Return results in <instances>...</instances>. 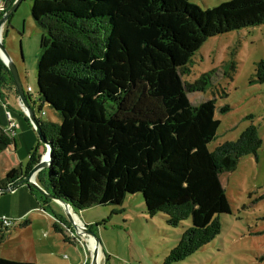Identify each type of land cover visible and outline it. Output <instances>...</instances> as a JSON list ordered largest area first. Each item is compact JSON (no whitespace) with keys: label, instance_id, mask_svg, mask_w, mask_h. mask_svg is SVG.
<instances>
[{"label":"trees","instance_id":"1","mask_svg":"<svg viewBox=\"0 0 264 264\" xmlns=\"http://www.w3.org/2000/svg\"><path fill=\"white\" fill-rule=\"evenodd\" d=\"M31 16L43 30L38 112L47 106L57 114L54 121L38 120L52 148L38 183L74 211L118 206L141 194L150 217L164 214L171 227L190 220L162 264L209 244L221 231L218 216L231 213L220 175L256 156L262 141L250 124L236 141L209 151L220 124L215 100L193 105L188 94L205 91L210 78L188 84L183 76L209 38L263 24L264 0H230L205 11L187 0H32ZM4 76L13 87L0 61V85ZM251 83H264V59ZM14 144L0 131V154ZM40 146L24 169L0 177V195L39 162ZM28 187L53 216V230L72 242L64 217ZM0 264L33 263L0 258Z\"/></svg>","mask_w":264,"mask_h":264},{"label":"rangeland","instance_id":"2","mask_svg":"<svg viewBox=\"0 0 264 264\" xmlns=\"http://www.w3.org/2000/svg\"><path fill=\"white\" fill-rule=\"evenodd\" d=\"M11 1L0 0L4 7ZM187 1L205 11L230 0ZM31 6L32 0H21L1 36L4 48L17 69L24 93L31 99L29 105L35 104L36 119L47 121L46 113L50 116L54 113L47 106L39 112L40 119L36 116L39 107L36 66L43 30L34 22ZM261 59H264V23L209 38L191 58L189 71L183 76L188 84H193L203 74L210 78L205 91L188 94L193 105L215 100V119L220 124L215 140L208 145L209 151L227 141H236L250 124L257 128L262 145L256 156L241 158L235 170L220 175L231 213L218 216L221 224L219 235L201 250L175 264H264V83H251L255 65ZM27 87L32 89L31 93L26 92ZM10 88L15 94L14 83ZM8 105L14 110L15 118L31 131L36 141L37 133L22 103L0 101L4 113ZM224 106L229 107V111L220 113L219 109ZM15 141L20 154L23 148L25 150V142L16 138ZM40 149L42 158L46 145L42 143L39 152ZM26 156L29 158L27 151ZM50 208L62 214L74 231L62 207L50 202ZM37 213L46 221H40L41 226L48 227L41 233L43 239L55 235L50 213L42 209H37ZM75 213L85 225L90 226L91 233L100 241L107 255L104 260L101 257L103 264H162L176 246L180 234L191 225V221L186 220L179 227H171L161 213L150 217L141 194L127 195L118 206H92ZM36 223L37 228L39 224ZM76 247L84 254V263L90 260L85 248L91 255V246L84 238ZM63 257L67 259L66 253L62 254Z\"/></svg>","mask_w":264,"mask_h":264},{"label":"crops","instance_id":"3","mask_svg":"<svg viewBox=\"0 0 264 264\" xmlns=\"http://www.w3.org/2000/svg\"><path fill=\"white\" fill-rule=\"evenodd\" d=\"M6 24L7 22L2 27L3 32L6 29ZM3 81V84L0 86V101L3 103L1 99V95H3L7 103L13 101L15 104H18L17 95L12 92L13 90L10 88L8 77L4 76ZM31 108L33 110L35 109L34 103H31ZM8 110L12 113L15 122L18 124V128L14 131L13 137L17 140H24L25 150L23 148L22 152L19 154L15 141L13 146L1 152V179H4L5 174L11 169H24L27 161H29V158L26 156V151L29 157L30 152L39 142V139L34 141L31 131L15 118L14 110L9 105ZM4 112L5 110L3 111L0 107V131L6 133L8 124ZM36 113L38 114L36 116L40 119L41 116L38 110ZM46 115H48V120L54 121L57 119L56 113H53L51 116L48 113H46ZM40 151L42 154V149H40ZM40 206L41 202L31 193L27 184L19 186L12 192L0 195V217L5 216L15 220V224L8 230L0 228V258L33 264H89L90 260L84 263V254L76 247L82 239L76 235L71 236L73 230H71L69 234L73 238L72 242H66L61 234L53 230V227L52 230L55 235L43 239L44 237L41 236V233L42 231H47L48 227H44V224L41 226L40 221H45V219L43 216L40 217L41 215L37 213V209L40 210ZM52 211L57 213L54 209H52ZM78 218L79 216L77 219ZM36 222L39 224L37 228ZM47 222L49 225L48 220ZM64 253H66L67 259H64V257L62 258V254ZM85 254L87 257L90 256L86 248ZM103 256V258H106L107 255L104 253Z\"/></svg>","mask_w":264,"mask_h":264},{"label":"water","instance_id":"4","mask_svg":"<svg viewBox=\"0 0 264 264\" xmlns=\"http://www.w3.org/2000/svg\"><path fill=\"white\" fill-rule=\"evenodd\" d=\"M20 1L21 0H15L13 2L12 6L0 17V60L2 61V64L7 68L10 76L12 77V80H13L17 95L19 97V100L23 105L25 114H26L30 124H32L35 132L37 133L39 141L41 143H43L44 145H46L47 158H44V156H43L39 160V162L26 175H24L19 181H17L15 184H13L11 187L4 190L3 192L4 193L12 192L16 188H18L19 186L24 185V184L31 186L38 193H40L42 196L47 198L50 202H53V203L59 205L60 207H62L68 221L71 223L72 227L74 228V231H73L74 235H76L77 237H79L81 239L84 238L83 235L84 236L87 235L90 240L91 239L94 240L95 243L100 248V250L102 252V260H104L106 258H103L104 252L102 250L100 241L98 240V238L94 234L91 233V230L89 228L90 226L85 225L81 220H79V218H78V221H79V225H78L76 219H73V217L70 214H68L64 208V206L67 208H70L71 211L78 217V215L75 213V211L72 209V207L69 204L65 203L64 201L60 200L59 198L55 197V195L53 194V192L50 189L41 186L37 181V175L39 174V172L42 171L43 169L49 168L51 165L52 148H51L50 143H48L45 140V137L43 136V134L39 128L38 120L35 117V112L31 108V106L29 105L27 96L24 93V89H23L21 82H20V79H19L17 69H16L15 65L13 64V62H12L10 56L8 55L7 51L4 48V45L2 43L3 37L1 36L3 25L8 21V19L15 12ZM49 205H50V203H49ZM89 264H98L97 263V253H92L90 255Z\"/></svg>","mask_w":264,"mask_h":264},{"label":"built area","instance_id":"5","mask_svg":"<svg viewBox=\"0 0 264 264\" xmlns=\"http://www.w3.org/2000/svg\"><path fill=\"white\" fill-rule=\"evenodd\" d=\"M0 12L2 13V15L5 12V7L2 4H0ZM26 92L27 93H31L32 89L31 88H27ZM17 99H18V103L21 105L20 100H19L18 97H17ZM5 115H6L7 124H8L6 133L11 134L13 136L14 131L18 128V124L15 122V120H14V118L12 116V113L8 109H7L6 113H5ZM14 224H15V220L14 219H11V218H8V217H5V216L0 217V228H2L3 230L11 228ZM71 230H70V232H71ZM71 236H75L73 232H71Z\"/></svg>","mask_w":264,"mask_h":264},{"label":"bare ground","instance_id":"6","mask_svg":"<svg viewBox=\"0 0 264 264\" xmlns=\"http://www.w3.org/2000/svg\"><path fill=\"white\" fill-rule=\"evenodd\" d=\"M43 156H44V158H47L46 152H45V154ZM64 208L67 211V213L70 214L73 217V219H76V221H77V223L79 225V221H78L76 215L73 214V212L71 211V209L70 208H67L65 206H64ZM83 237L87 241V244H89L91 246V248H90L91 254L92 253H97V263L98 264H102V261H101L102 252H101L100 248L98 247V245L95 243L94 240H92V239L90 240L87 235L86 236L83 235Z\"/></svg>","mask_w":264,"mask_h":264}]
</instances>
